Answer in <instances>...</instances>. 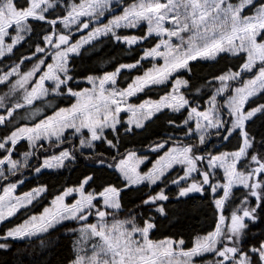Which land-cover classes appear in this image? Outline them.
Masks as SVG:
<instances>
[{
	"label": "snow or ice",
	"instance_id": "6c2138e0",
	"mask_svg": "<svg viewBox=\"0 0 264 264\" xmlns=\"http://www.w3.org/2000/svg\"><path fill=\"white\" fill-rule=\"evenodd\" d=\"M0 264H264V0H0Z\"/></svg>",
	"mask_w": 264,
	"mask_h": 264
},
{
	"label": "trees",
	"instance_id": "16d2710c",
	"mask_svg": "<svg viewBox=\"0 0 264 264\" xmlns=\"http://www.w3.org/2000/svg\"><path fill=\"white\" fill-rule=\"evenodd\" d=\"M21 190H26V188L25 189H21Z\"/></svg>",
	"mask_w": 264,
	"mask_h": 264
}]
</instances>
